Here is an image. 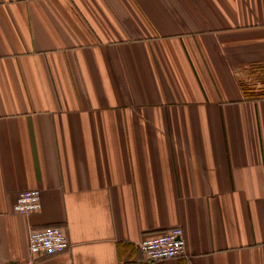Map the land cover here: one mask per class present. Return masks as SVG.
Wrapping results in <instances>:
<instances>
[{
    "label": "crops",
    "instance_id": "crops-1",
    "mask_svg": "<svg viewBox=\"0 0 264 264\" xmlns=\"http://www.w3.org/2000/svg\"><path fill=\"white\" fill-rule=\"evenodd\" d=\"M0 264H264V0H0Z\"/></svg>",
    "mask_w": 264,
    "mask_h": 264
},
{
    "label": "built area",
    "instance_id": "built-area-1",
    "mask_svg": "<svg viewBox=\"0 0 264 264\" xmlns=\"http://www.w3.org/2000/svg\"><path fill=\"white\" fill-rule=\"evenodd\" d=\"M41 206L38 188L22 190L15 203V210L31 213ZM70 246L66 229L57 224L34 228L29 235V251L32 256L52 255ZM139 248L152 261L164 260L182 255L186 251V239L182 227L175 226L160 233L144 237Z\"/></svg>",
    "mask_w": 264,
    "mask_h": 264
}]
</instances>
